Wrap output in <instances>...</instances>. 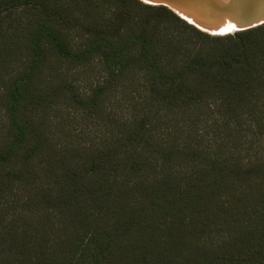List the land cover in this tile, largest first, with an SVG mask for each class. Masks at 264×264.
Segmentation results:
<instances>
[{
    "label": "trees",
    "instance_id": "16d2710c",
    "mask_svg": "<svg viewBox=\"0 0 264 264\" xmlns=\"http://www.w3.org/2000/svg\"><path fill=\"white\" fill-rule=\"evenodd\" d=\"M20 13L0 264H264V24L214 37L139 0H0Z\"/></svg>",
    "mask_w": 264,
    "mask_h": 264
},
{
    "label": "water",
    "instance_id": "95a60500",
    "mask_svg": "<svg viewBox=\"0 0 264 264\" xmlns=\"http://www.w3.org/2000/svg\"><path fill=\"white\" fill-rule=\"evenodd\" d=\"M149 2L153 3L155 6H164L168 8L178 17L180 16L171 6L187 10L202 21L201 23L203 25L201 24L202 26H200L205 31H208L206 28L209 27V25L214 26V23L219 22V19L224 15L231 16L240 24L241 30L239 31L249 30L264 24V22L258 24L260 19L264 18V2L259 8H257V6L253 8L251 2L246 4L242 0H229L228 4H223L221 0H149Z\"/></svg>",
    "mask_w": 264,
    "mask_h": 264
},
{
    "label": "rangeland",
    "instance_id": "374dc122",
    "mask_svg": "<svg viewBox=\"0 0 264 264\" xmlns=\"http://www.w3.org/2000/svg\"><path fill=\"white\" fill-rule=\"evenodd\" d=\"M139 1L144 3V4H147V5L155 6L151 2L145 3L144 0H139ZM23 15L25 16V14L20 13L17 16H13L12 18L6 17L3 20H0V32H2L3 35H5V37L2 40H4V39L8 40V41L5 42V45H2V49L0 51V72H1V70L3 68V59H5V58H8V61L6 60L4 62V64L8 63L9 60L10 61L12 59L15 60V62H13V64L11 65L10 69L16 70V68L19 67V65H20L19 58H21V54L16 51L17 50L16 43H17L18 38H17V36H13V34L16 31V29H15L16 28V24H17L16 20L19 19V18L23 19L24 18ZM25 20H26V17H25ZM21 22H24V20L21 21ZM188 24H190V23H188ZM194 27H196V26H194ZM237 29H238L237 25H235V24L232 25L231 24V26H228L226 31L217 32V33L223 34V33L229 32L231 30H237ZM199 30L204 32V33H206V34H208V35H210V36H214V37H224V36H228V35L234 34L236 32H240V31H232V32H230L228 34L219 35V34H214V33L208 32L209 30L208 31H205L203 29H199ZM6 36H8L9 39ZM10 41H11V43H10ZM0 42H3V41H0ZM7 70H8V66H7ZM103 77H104V72H103L102 68L100 66H98V65L92 66V67H88V68H85V69L81 70L79 75H78V78H79V81H78L79 90L82 93L88 92L90 90V87L92 85H94V84H97L98 82H101ZM0 85H1V82H0ZM3 122H4V118L2 116V112L0 111V126H1V124ZM77 127H80L81 130H84L86 134H89V133H94L95 134L96 133L94 131V128L93 127H89L88 124L85 123V122H82L81 124H77Z\"/></svg>",
    "mask_w": 264,
    "mask_h": 264
},
{
    "label": "bare ground",
    "instance_id": "6f19581e",
    "mask_svg": "<svg viewBox=\"0 0 264 264\" xmlns=\"http://www.w3.org/2000/svg\"><path fill=\"white\" fill-rule=\"evenodd\" d=\"M223 2V4H228V1L229 0H221ZM244 1L246 4L250 3L251 2V6L254 8L255 6H257V8L260 7V5L264 2V0H242ZM172 9L185 21H187L188 23L198 27V28H201L202 29V21L199 20V18L197 16H195L194 14L188 12L187 10L185 9H180L178 7H173L171 6ZM220 20V21H219ZM217 23H214V26H210L207 27L206 29L209 30L211 33H214V34H219V35H223V34H228L232 31H239L241 30V26L240 24H238L237 21H235L231 16L229 15H224L223 17H221L219 19ZM264 22V18H261L260 19V22L258 24H261ZM202 24V25H201ZM230 24V25H229ZM232 25H237L238 26V29L237 30H231L227 33H217V32H224L227 30L228 26H231ZM257 24V25H258ZM201 25V26H200Z\"/></svg>",
    "mask_w": 264,
    "mask_h": 264
},
{
    "label": "snow or ice",
    "instance_id": "6c2138e0",
    "mask_svg": "<svg viewBox=\"0 0 264 264\" xmlns=\"http://www.w3.org/2000/svg\"><path fill=\"white\" fill-rule=\"evenodd\" d=\"M149 2V0H145V3H148Z\"/></svg>",
    "mask_w": 264,
    "mask_h": 264
}]
</instances>
